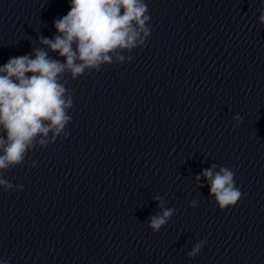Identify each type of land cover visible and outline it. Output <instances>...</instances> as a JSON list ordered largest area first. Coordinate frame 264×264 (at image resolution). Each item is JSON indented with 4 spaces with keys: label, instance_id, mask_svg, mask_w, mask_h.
I'll return each mask as SVG.
<instances>
[{
    "label": "clouds",
    "instance_id": "9594fccd",
    "mask_svg": "<svg viewBox=\"0 0 264 264\" xmlns=\"http://www.w3.org/2000/svg\"><path fill=\"white\" fill-rule=\"evenodd\" d=\"M148 13L145 0H70L67 14L54 20L57 34L53 38L40 36L41 47L33 48L30 54L10 57L0 66V171L24 163L36 144L46 148L61 133L68 138L65 129L71 116L67 110L73 107V99L59 77L66 71L74 80L86 70L99 72L102 65L113 63V57L123 62L122 50L145 46L151 34ZM259 22L264 24V14ZM49 51L63 62L50 56ZM233 119L234 128L243 121L239 114ZM50 132L51 141L47 139ZM34 166L35 161L29 165ZM216 168L213 164L202 170L196 180L206 179L210 195L223 211L237 205L244 194L236 187L235 173L229 167H220L219 171ZM0 187L5 191L23 190L22 185H14L2 175ZM153 199L159 201L161 212L149 217L148 226L159 232L175 210L165 207L162 197ZM195 204L193 201L191 206ZM205 243L198 242L187 256L194 258Z\"/></svg>",
    "mask_w": 264,
    "mask_h": 264
}]
</instances>
